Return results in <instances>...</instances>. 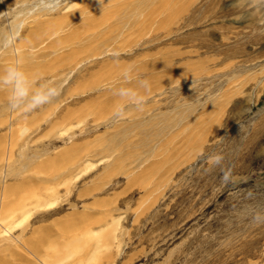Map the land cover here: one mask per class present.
<instances>
[{
	"label": "rangeland",
	"instance_id": "obj_1",
	"mask_svg": "<svg viewBox=\"0 0 264 264\" xmlns=\"http://www.w3.org/2000/svg\"><path fill=\"white\" fill-rule=\"evenodd\" d=\"M46 2L0 0L1 263L264 264V0Z\"/></svg>",
	"mask_w": 264,
	"mask_h": 264
},
{
	"label": "clouds",
	"instance_id": "obj_2",
	"mask_svg": "<svg viewBox=\"0 0 264 264\" xmlns=\"http://www.w3.org/2000/svg\"><path fill=\"white\" fill-rule=\"evenodd\" d=\"M61 0H47L45 3V7L48 10L55 11L57 8L60 7ZM12 43V39L8 38L4 42V47H9ZM112 55L114 57H118V52H113ZM18 65V63H17ZM132 70L126 69L123 72V78L125 81H131ZM26 76L25 74L19 70L17 66H9L6 69L5 74L0 75V85L12 84L14 85V96L17 98H23L28 95V88L25 86ZM139 87L143 88L146 92L150 91V84L147 80H140ZM60 95V90L57 88H49L46 94L37 92L32 97V102L25 109V111H31L38 108L41 105L47 104L49 102L50 97H57ZM116 95L126 98L129 102L134 104L137 109L142 110L144 104L146 103L145 96L140 94L139 91L132 88H125L121 87L116 91ZM13 108L16 107L15 104L12 105ZM116 119H124L126 118L125 106L123 104L118 105L113 113ZM224 161V157L220 154H214L208 157V162L211 163L214 167L222 166ZM222 171V182L227 184L232 182V174L230 169H225L221 167ZM254 220L260 221L264 220V214L257 213L254 216Z\"/></svg>",
	"mask_w": 264,
	"mask_h": 264
},
{
	"label": "bare ground",
	"instance_id": "obj_3",
	"mask_svg": "<svg viewBox=\"0 0 264 264\" xmlns=\"http://www.w3.org/2000/svg\"><path fill=\"white\" fill-rule=\"evenodd\" d=\"M6 204V203H5ZM18 210H20V211H22V213H24L23 211H25V208L23 207H20V208H18ZM1 211V210H0ZM12 212V211H11ZM1 213V212H0ZM5 214V213H4ZM12 215V214H11ZM12 217V216H11ZM74 249V248H73ZM78 250V249H77ZM80 251V250H79ZM71 254V253H70ZM0 264H3V263H1V261H0Z\"/></svg>",
	"mask_w": 264,
	"mask_h": 264
}]
</instances>
